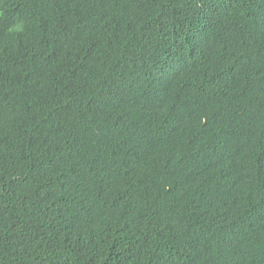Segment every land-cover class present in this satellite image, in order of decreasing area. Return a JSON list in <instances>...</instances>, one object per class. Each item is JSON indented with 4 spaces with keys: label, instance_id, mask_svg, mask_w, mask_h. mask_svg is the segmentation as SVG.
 <instances>
[{
    "label": "trees",
    "instance_id": "16d2710c",
    "mask_svg": "<svg viewBox=\"0 0 264 264\" xmlns=\"http://www.w3.org/2000/svg\"><path fill=\"white\" fill-rule=\"evenodd\" d=\"M0 264H264V0H0Z\"/></svg>",
    "mask_w": 264,
    "mask_h": 264
},
{
    "label": "bare ground",
    "instance_id": "6f19581e",
    "mask_svg": "<svg viewBox=\"0 0 264 264\" xmlns=\"http://www.w3.org/2000/svg\"><path fill=\"white\" fill-rule=\"evenodd\" d=\"M222 35V34H221Z\"/></svg>",
    "mask_w": 264,
    "mask_h": 264
}]
</instances>
